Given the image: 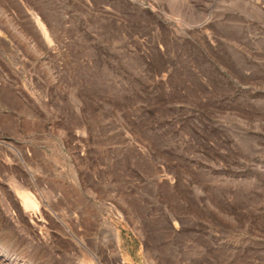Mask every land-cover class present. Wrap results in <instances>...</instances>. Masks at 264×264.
I'll return each instance as SVG.
<instances>
[{
	"label": "rangeland",
	"instance_id": "1",
	"mask_svg": "<svg viewBox=\"0 0 264 264\" xmlns=\"http://www.w3.org/2000/svg\"><path fill=\"white\" fill-rule=\"evenodd\" d=\"M0 7V264H264V0Z\"/></svg>",
	"mask_w": 264,
	"mask_h": 264
},
{
	"label": "bare ground",
	"instance_id": "2",
	"mask_svg": "<svg viewBox=\"0 0 264 264\" xmlns=\"http://www.w3.org/2000/svg\"><path fill=\"white\" fill-rule=\"evenodd\" d=\"M0 17L3 18L4 20V23L7 25V26H12L11 28H13V31H15L16 34L20 35L23 37L22 33L19 31L18 26L17 28L14 27L16 26L12 20V18L9 16V14H6V12L3 10L2 7H0ZM30 17L31 19L33 20V23L35 24V26L38 27L40 33H42L41 35L44 36L45 38H47V36H49V34L47 33V29L44 25V23L41 21V19L39 18V16L37 15V13H35L34 11H30ZM2 21V20H1ZM5 25V26H6ZM10 30V29H9ZM17 35V36H18ZM40 35V34H39ZM21 37V38H22ZM44 39V38H43ZM48 39V38H47ZM45 44V43H44ZM39 49V48H38ZM27 204L29 206H31L33 204V201L31 199H27L26 200Z\"/></svg>",
	"mask_w": 264,
	"mask_h": 264
}]
</instances>
